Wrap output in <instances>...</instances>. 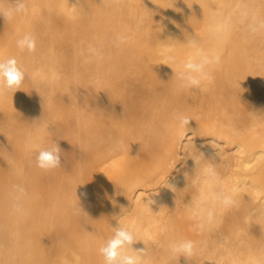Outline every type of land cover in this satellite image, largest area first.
<instances>
[{"label": "bare ground", "instance_id": "6f19581e", "mask_svg": "<svg viewBox=\"0 0 264 264\" xmlns=\"http://www.w3.org/2000/svg\"><path fill=\"white\" fill-rule=\"evenodd\" d=\"M25 2L0 15V62L25 76L0 94V264H104L118 226L147 264H264V0ZM192 40L220 55L202 89L179 87ZM54 143L61 165L38 168ZM210 190L234 201L211 222Z\"/></svg>", "mask_w": 264, "mask_h": 264}, {"label": "clouds", "instance_id": "9594fccd", "mask_svg": "<svg viewBox=\"0 0 264 264\" xmlns=\"http://www.w3.org/2000/svg\"><path fill=\"white\" fill-rule=\"evenodd\" d=\"M7 8L0 7V15L4 18L11 19L17 14L27 11L25 0H14ZM252 32L264 28V22H253L248 25ZM17 46L21 49H27L29 52L35 51L36 41L31 34H26L17 41ZM188 46L194 49V55L189 57L182 65L179 73V87L182 89H202V86L209 82L211 77V66L220 62L219 53H209L204 51L195 40L188 42ZM175 63V58H169ZM24 72L18 66V62L14 59H8L0 62V94L5 90L19 89L24 80ZM177 120L181 128L186 127L190 119L186 116H178ZM61 165L60 149L56 143L48 148H42L36 155V166L42 170H51ZM203 174L206 177V183L210 189L220 183L218 174L212 165H208ZM24 189L19 188L21 195ZM19 199V197L17 198ZM152 200H148V206L152 204ZM234 203L232 197L224 191L210 190L207 195L202 194L197 204L198 206L207 205V207H199L206 219L211 222L214 218V210L216 205L231 206ZM17 210H20L17 206ZM137 242L134 232L127 226H118L114 236L109 239L100 249V253L104 258V264H147L145 250H134L133 244ZM194 242L191 240H181L169 245V252L173 258L190 257L193 254Z\"/></svg>", "mask_w": 264, "mask_h": 264}]
</instances>
